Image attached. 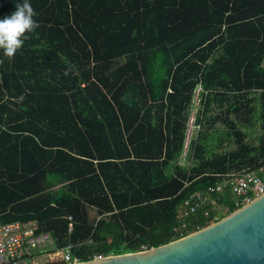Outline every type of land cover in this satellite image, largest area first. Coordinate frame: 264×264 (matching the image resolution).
<instances>
[{
	"label": "trees",
	"instance_id": "trees-1",
	"mask_svg": "<svg viewBox=\"0 0 264 264\" xmlns=\"http://www.w3.org/2000/svg\"><path fill=\"white\" fill-rule=\"evenodd\" d=\"M29 2L36 27L0 50V221L84 261L168 243L192 193L264 178V0ZM212 197L226 213L187 233L237 208L229 183Z\"/></svg>",
	"mask_w": 264,
	"mask_h": 264
},
{
	"label": "water",
	"instance_id": "water-1",
	"mask_svg": "<svg viewBox=\"0 0 264 264\" xmlns=\"http://www.w3.org/2000/svg\"><path fill=\"white\" fill-rule=\"evenodd\" d=\"M70 264H264V193L168 243Z\"/></svg>",
	"mask_w": 264,
	"mask_h": 264
},
{
	"label": "built area",
	"instance_id": "built-area-1",
	"mask_svg": "<svg viewBox=\"0 0 264 264\" xmlns=\"http://www.w3.org/2000/svg\"><path fill=\"white\" fill-rule=\"evenodd\" d=\"M227 183L231 186L237 208L264 193V178L256 171L232 173L229 179L192 193L178 209L175 239L188 234V218L199 208L211 203L213 209L220 211L222 207L212 196L215 192H222ZM72 227L73 223L70 222V229ZM53 243L54 239L49 232L39 231L37 220L0 221V264H49L57 261L70 264L79 261L72 255L71 245L51 251L49 246ZM147 248L142 245L140 250Z\"/></svg>",
	"mask_w": 264,
	"mask_h": 264
},
{
	"label": "clouds",
	"instance_id": "clouds-1",
	"mask_svg": "<svg viewBox=\"0 0 264 264\" xmlns=\"http://www.w3.org/2000/svg\"><path fill=\"white\" fill-rule=\"evenodd\" d=\"M29 0L16 3L10 13L0 15V50L13 56L24 42V33L32 31L37 22Z\"/></svg>",
	"mask_w": 264,
	"mask_h": 264
},
{
	"label": "rangeland",
	"instance_id": "rangeland-1",
	"mask_svg": "<svg viewBox=\"0 0 264 264\" xmlns=\"http://www.w3.org/2000/svg\"><path fill=\"white\" fill-rule=\"evenodd\" d=\"M263 65H264V60H263ZM197 102H198V98H196V100H195V103H197ZM195 113H196V108H193L192 112H191L190 121H189V127H188L189 133L187 132V134H189V135L186 137L185 147H184L182 156L180 158V163L184 164V165H189V153H187V152L189 150L190 140H191L192 136L194 135V133L196 132V129H197V128H195V125H194ZM223 211H225V209L220 210V212H223ZM92 214H95V212L92 211ZM49 247H51V246H49Z\"/></svg>",
	"mask_w": 264,
	"mask_h": 264
},
{
	"label": "crops",
	"instance_id": "crops-1",
	"mask_svg": "<svg viewBox=\"0 0 264 264\" xmlns=\"http://www.w3.org/2000/svg\"><path fill=\"white\" fill-rule=\"evenodd\" d=\"M224 208L222 207L220 210H223ZM226 211V210H225Z\"/></svg>",
	"mask_w": 264,
	"mask_h": 264
}]
</instances>
